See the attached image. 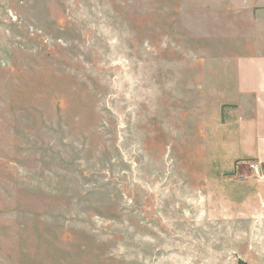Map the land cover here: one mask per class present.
Returning a JSON list of instances; mask_svg holds the SVG:
<instances>
[{
    "label": "rangeland",
    "instance_id": "1",
    "mask_svg": "<svg viewBox=\"0 0 264 264\" xmlns=\"http://www.w3.org/2000/svg\"><path fill=\"white\" fill-rule=\"evenodd\" d=\"M238 3L0 0V264H264L210 93Z\"/></svg>",
    "mask_w": 264,
    "mask_h": 264
},
{
    "label": "crops",
    "instance_id": "2",
    "mask_svg": "<svg viewBox=\"0 0 264 264\" xmlns=\"http://www.w3.org/2000/svg\"><path fill=\"white\" fill-rule=\"evenodd\" d=\"M239 3L240 44L236 46H241V52L227 66L233 78L216 81L210 93L221 114L217 123L238 136L243 155L235 164L257 160L264 172V0ZM216 84L223 86L217 89Z\"/></svg>",
    "mask_w": 264,
    "mask_h": 264
},
{
    "label": "built area",
    "instance_id": "3",
    "mask_svg": "<svg viewBox=\"0 0 264 264\" xmlns=\"http://www.w3.org/2000/svg\"><path fill=\"white\" fill-rule=\"evenodd\" d=\"M242 172H249L254 176L258 181H264V172L261 164L257 160H249V161H239L236 163L235 167V175L239 178H242L244 174Z\"/></svg>",
    "mask_w": 264,
    "mask_h": 264
}]
</instances>
